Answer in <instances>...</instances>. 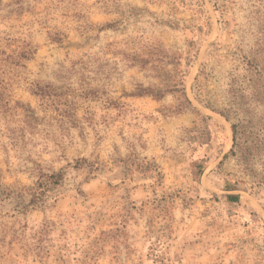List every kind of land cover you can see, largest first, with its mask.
<instances>
[{
    "label": "rangeland",
    "instance_id": "1",
    "mask_svg": "<svg viewBox=\"0 0 264 264\" xmlns=\"http://www.w3.org/2000/svg\"><path fill=\"white\" fill-rule=\"evenodd\" d=\"M259 40L264 0H0V264H264V185L206 107ZM178 54L184 113L139 95Z\"/></svg>",
    "mask_w": 264,
    "mask_h": 264
},
{
    "label": "trees",
    "instance_id": "2",
    "mask_svg": "<svg viewBox=\"0 0 264 264\" xmlns=\"http://www.w3.org/2000/svg\"><path fill=\"white\" fill-rule=\"evenodd\" d=\"M163 51L169 56L164 48ZM172 58V64L175 65L177 72L173 82L166 86L165 90H141L139 95L146 94L161 99L166 93H173L178 100L177 112L195 110L196 107L187 92V71L183 70L186 63L190 64V59L185 54H178L177 57L174 55ZM239 59L238 68L229 77L224 106L217 108L214 104L208 103L206 107L223 117L231 126L233 144L224 159H236L252 184L260 186L264 185V40H259L249 52L240 54ZM204 66L202 65L197 79L206 77ZM199 167L201 177L204 167L203 165ZM155 171L159 176L161 175L156 165ZM45 178L47 183L39 181L32 194L30 202L32 205L41 200L50 185H60L64 180V174L46 175ZM240 183L247 184L246 182L233 184L225 181L224 191L228 193L226 198L229 202L238 203L240 201L241 196L233 194L242 190L238 186Z\"/></svg>",
    "mask_w": 264,
    "mask_h": 264
}]
</instances>
